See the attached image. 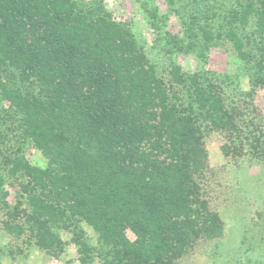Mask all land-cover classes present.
I'll return each instance as SVG.
<instances>
[{"label":"trees","instance_id":"trees-1","mask_svg":"<svg viewBox=\"0 0 264 264\" xmlns=\"http://www.w3.org/2000/svg\"><path fill=\"white\" fill-rule=\"evenodd\" d=\"M169 4L182 32L161 31L160 49L206 63L211 48L230 45L253 87L264 86V0ZM141 6L160 31L158 8L145 0ZM220 82L176 63L166 80L105 0H0V93L47 165L32 164L20 147L5 152L1 141L0 161L23 179L25 220L37 244L50 252L61 247L52 229L74 219L109 247L102 264H180L198 243L220 241L225 222L199 180L207 164L200 121L241 148L242 138L250 139L264 158V127L243 133ZM4 184L0 174L6 204ZM79 243L89 263V244ZM238 247L239 264H264V215Z\"/></svg>","mask_w":264,"mask_h":264},{"label":"rangeland","instance_id":"rangeland-1","mask_svg":"<svg viewBox=\"0 0 264 264\" xmlns=\"http://www.w3.org/2000/svg\"><path fill=\"white\" fill-rule=\"evenodd\" d=\"M145 1L156 6L158 13L163 15L158 20L160 31L152 25L153 19L142 8L141 0H105L116 19L131 26L137 42L146 49L158 73L166 80L173 63L188 72L215 73L225 89L227 103L238 108L243 133L263 129L264 86L253 87L243 69V61L230 45L211 48L206 63L191 53H167L156 44L157 37L161 31L180 34V18L169 0ZM27 84L18 80L15 85L26 88ZM10 111L8 102L0 93V141L3 150L11 153L20 147L21 153L32 164L46 166V157L23 137ZM200 123L204 131L207 164L199 180L204 197L224 220L226 232L220 241L198 243L180 260V264H239L237 249L242 234L244 231L249 235L256 234L264 215V158L255 155L250 139L242 138L241 148L239 143L230 144L226 132L213 129L205 120ZM226 145H230V149L227 150ZM1 163L0 174L5 180L3 191L7 195L6 204L0 196V264H102L101 257L106 255L109 247L100 242L97 233L83 220L74 219L70 224L53 227V232L62 242L56 250L50 252L38 245L25 220L27 204L19 185L23 179L8 175ZM9 224L22 227L9 229ZM128 236L134 238L131 231H128ZM80 240L89 244V263L81 261L78 250ZM221 244L220 252L213 253L214 248Z\"/></svg>","mask_w":264,"mask_h":264}]
</instances>
